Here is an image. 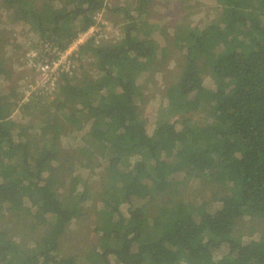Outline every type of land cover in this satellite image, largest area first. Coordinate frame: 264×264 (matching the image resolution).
I'll list each match as a JSON object with an SVG mask.
<instances>
[{"label": "trees", "instance_id": "obj_1", "mask_svg": "<svg viewBox=\"0 0 264 264\" xmlns=\"http://www.w3.org/2000/svg\"><path fill=\"white\" fill-rule=\"evenodd\" d=\"M202 1L173 13L194 17ZM215 1L192 25L157 14L155 0L113 7L126 20L118 37L82 41L79 70L62 71L52 96H20L0 52V264H264V0ZM4 4L52 59L108 0ZM11 38L0 29V46ZM170 60L177 80L149 131L139 78ZM96 167L92 184L83 169ZM187 175L219 187L187 199ZM72 225L82 256L61 249Z\"/></svg>", "mask_w": 264, "mask_h": 264}, {"label": "rangeland", "instance_id": "obj_2", "mask_svg": "<svg viewBox=\"0 0 264 264\" xmlns=\"http://www.w3.org/2000/svg\"><path fill=\"white\" fill-rule=\"evenodd\" d=\"M156 4L153 5V8L156 10V13L159 15L165 16L166 20L185 22V23H201L205 21L206 18H212L216 15L215 9V0H203L201 3V9H198V13L193 17H187V12H181V14L177 16L173 13V11H177L180 3L179 0H155ZM135 0H108V7L103 8L101 11L95 14L96 23L91 26L88 30L82 32L83 40H86L88 37L94 36V33L98 34L99 43L114 40L118 37L122 27L126 23L124 19L123 12H117L113 9V7H119L121 5L128 6L131 9V4L134 3ZM4 0H0V29H4V31H8L10 33L11 42H4L2 46H0V52L5 57L6 62L9 68L13 69L11 77L13 78L14 83L17 84L18 87L22 90L20 92V96L23 98H28L31 95L36 93H42L46 95H55L53 93V87L56 86V79L54 76L48 75L46 78L41 77V75L30 66L26 65L24 61V56L29 55L33 57L34 53V45L37 39L34 32L29 30V24H17V22H13L10 18H8L3 11ZM133 11V10H132ZM134 12V11H133ZM173 16H172V14ZM194 15V14H193ZM122 19V20H121ZM192 25V24H191ZM94 28V29H93ZM173 32V30H171ZM122 33V32H121ZM158 38L163 41V37L158 35ZM97 40V38H96ZM15 42L19 43L20 46L16 45ZM80 44V43H79ZM74 43L72 44V48L74 49ZM71 47V46H70ZM72 49V50H73ZM71 50L67 52L69 56ZM24 55V56H23ZM33 63H36V60L32 58ZM67 61H71L74 65H77L79 70L80 61L76 62L73 58L66 59ZM30 64V61H28ZM87 64V63H85ZM31 65V64H30ZM176 61L170 60L166 61L165 65L163 64V70L150 72L146 71L139 78V82L142 84L143 89V102L141 104V116H144L148 120V130L152 131L155 117H157V113L159 109L163 106V103L166 102L165 98V87H168L169 83L177 80L176 74ZM7 78H10L8 75ZM7 83L11 82L7 79ZM58 84V81H57ZM205 85L210 87L213 85V81L210 77L206 76ZM165 106V105H164ZM198 116L202 117L204 112L200 111L197 113ZM190 116L191 114H184ZM21 119V118H20ZM81 141L80 136L76 135L75 139L64 138V145H68L69 143H77ZM101 169L97 168L92 170L83 169V173L85 174L87 180L92 184H96L102 181ZM184 178L185 182L180 184V187L183 186V197L196 201L200 200L202 197L209 196L214 190H217L219 184L215 185L213 188L203 186V181L198 179L195 176L187 175ZM125 210V208H124ZM92 218V217H91ZM251 219V218H250ZM248 218L245 223L246 226H250L253 224V220L250 221ZM93 220V219H92ZM89 221H87L86 226ZM93 225V224H91ZM75 226L72 225V229L66 233L61 240V249L63 252H70L74 250L75 253H79L80 256L83 255V246H85V236L84 234H77L74 236ZM257 232L250 234L251 236H259L260 230ZM71 232V234H70ZM249 232V231H248Z\"/></svg>", "mask_w": 264, "mask_h": 264}, {"label": "built area", "instance_id": "obj_3", "mask_svg": "<svg viewBox=\"0 0 264 264\" xmlns=\"http://www.w3.org/2000/svg\"><path fill=\"white\" fill-rule=\"evenodd\" d=\"M94 29V28H93ZM94 36L97 38L98 40V34L94 33ZM83 40L82 35H80V37L74 42V49L72 48V45L69 49H67L66 51H63L60 53V55L58 57H53L51 59V57L49 58L48 56L46 58H41L38 49H34V53H33V57L31 56V53H29V55H27V63L28 61H30V66L36 68V71L41 75V77H47L48 75L50 76H54V79H56L55 83L56 86L53 87V93L57 92L58 90V77L59 74L62 71H69L72 72L73 67H75V65L71 62V61H67V57L68 58H72L71 54L73 53V50L77 49L79 46V43H81ZM49 54H51L52 52H55L56 49H53L52 51L50 50L49 47H47ZM73 49V50H72ZM72 51L70 52L69 56L67 55L68 51ZM32 58H34L36 60V63L34 64L32 61ZM42 93V91H41Z\"/></svg>", "mask_w": 264, "mask_h": 264}, {"label": "clouds", "instance_id": "obj_4", "mask_svg": "<svg viewBox=\"0 0 264 264\" xmlns=\"http://www.w3.org/2000/svg\"><path fill=\"white\" fill-rule=\"evenodd\" d=\"M69 49V48H68ZM70 74H74L75 72L74 71H72V72H69Z\"/></svg>", "mask_w": 264, "mask_h": 264}]
</instances>
